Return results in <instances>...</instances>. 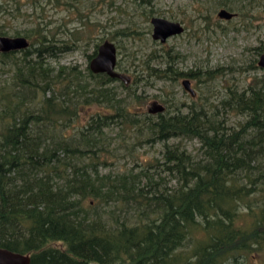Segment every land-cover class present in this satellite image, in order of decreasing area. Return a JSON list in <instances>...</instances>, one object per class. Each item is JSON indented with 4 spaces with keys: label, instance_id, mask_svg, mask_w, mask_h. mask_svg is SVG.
<instances>
[{
    "label": "trees",
    "instance_id": "16d2710c",
    "mask_svg": "<svg viewBox=\"0 0 264 264\" xmlns=\"http://www.w3.org/2000/svg\"><path fill=\"white\" fill-rule=\"evenodd\" d=\"M27 1L36 10L39 1ZM151 2L131 0V19L107 22L124 25L97 36L88 58L106 38L117 48V38H140V22L156 14ZM256 3L262 9L253 12L264 14ZM107 6L127 10L115 0ZM21 10V0H0L2 16L17 19ZM101 21L93 24L102 31ZM89 22L76 31L89 30ZM61 24L17 30L29 45L0 50V247L29 253L30 264H264V75L216 96L209 83L201 96L189 92L187 104L165 98L163 111H144L132 90L140 74L126 84L89 66L45 65L46 55L76 47L65 38L74 32ZM255 51L260 55L264 44ZM152 54L138 58L147 75H191L151 65ZM10 61L16 69L5 68ZM116 67L129 71L118 59ZM214 73L207 70V80ZM90 105L102 109L75 128ZM192 139L198 145L189 149ZM156 146L151 155L147 149ZM108 155L124 158V167L102 172L112 164Z\"/></svg>",
    "mask_w": 264,
    "mask_h": 264
},
{
    "label": "rangeland",
    "instance_id": "374dc122",
    "mask_svg": "<svg viewBox=\"0 0 264 264\" xmlns=\"http://www.w3.org/2000/svg\"><path fill=\"white\" fill-rule=\"evenodd\" d=\"M37 1L39 4L36 2V10H33L30 2L21 0L22 14L17 19H11L7 15L2 16L0 14V25L5 30V33L2 34L17 35V30H27L34 24H43L46 20H49L51 25L57 22L62 23L63 29L74 32L73 35L67 34L65 38L71 37L76 47L73 46L68 51L61 52L56 56L46 55L44 57L45 65L55 69L54 71L59 70L60 65L64 66V71L71 68L83 71L88 66V54L93 52L94 42L98 40L97 36L101 34L107 36L110 30L117 28V25H124L122 23L109 27L106 23L111 22L112 19H131L130 15L126 14L135 8V4L131 3V0H115V6L122 5L123 9H127L126 12H118L113 7L107 6L109 0H66L69 4L77 5L75 7L78 9L65 5L64 0L63 5L55 4L51 0ZM80 1L83 2V5H80ZM225 1H227V5L233 6L232 10L242 9L240 13H246L244 14L246 17L238 14L229 20L218 18L217 11L220 8L227 9V7H223ZM257 1L264 9V0H152L151 5L156 11L154 16L179 20L185 28L183 32L171 35L161 42L152 38L150 20L141 21L142 35L139 36L140 38H117L122 44L121 48H117V59L121 61L123 67L129 68V71H126L128 74H140V80L132 84V90L141 95V100H143L139 109L147 111V107L154 99L165 105V98L185 104L191 102L189 91L182 86V78L189 79L196 96L207 93L206 87L212 83V93L216 96L219 90L224 91L226 85L236 83L243 87L249 81L262 77L264 70L257 64L259 54H256L255 47L264 44V14L253 12V9H262L257 8ZM79 6L84 7L80 9ZM149 8L147 6L146 10ZM31 12L34 13L31 14ZM237 12L239 13V11ZM108 19L110 20L108 21ZM99 20L105 24L102 31L100 26L93 24ZM86 21L92 23L89 24L90 29L82 33L77 32V29L84 28L82 23ZM85 28L87 27L85 26ZM145 29L148 31L144 33L143 30ZM77 37H83L81 39L83 41L78 40ZM129 51L137 55L135 57L134 54L127 55L126 52ZM150 52L153 53L148 56L151 65L162 70H166V66L170 65L180 72H189L191 75L179 76L169 70L163 75L165 77L147 75L145 69L141 68L138 58H142ZM22 55V52L18 51L16 59L20 60ZM168 61L172 63L167 64ZM10 62L12 65L9 64ZM10 62L5 65V68L11 66L16 69V63ZM207 70H215L216 77L214 80H207L205 74ZM0 74L4 76L3 72ZM121 88L119 86V90L122 91ZM217 100L218 97L209 99L213 102ZM100 109L102 108L99 105H90L85 108L74 122V127H79L86 117ZM110 133L112 136L115 135V129L111 130ZM186 142L189 149L198 145L195 139L186 140ZM111 146H114V141H112ZM155 148L156 151H152L153 148L147 150L152 155L157 153L159 147L156 146ZM144 149H139L138 155L140 157L147 156L141 153ZM108 158L112 164L102 167V172L109 168L113 170L124 167V158L113 159L111 155H108ZM90 264L98 263L91 262Z\"/></svg>",
    "mask_w": 264,
    "mask_h": 264
},
{
    "label": "water",
    "instance_id": "95a60500",
    "mask_svg": "<svg viewBox=\"0 0 264 264\" xmlns=\"http://www.w3.org/2000/svg\"><path fill=\"white\" fill-rule=\"evenodd\" d=\"M217 16L220 19H232L236 16L234 12H231L225 8H220L217 11ZM152 24L151 36L161 42L165 41L167 37L176 35L184 31V25L179 20L166 19L163 17L153 16L150 18ZM29 45V40L24 35H6L0 34V50H18L25 48ZM117 62V47L116 44L109 39H104L98 44L96 53L89 59L88 66L94 72H105L111 77H116L129 83L131 75L127 72L120 71L116 67ZM257 64L264 70V51L260 53ZM182 83L186 89L194 95V89L189 85L188 78H184ZM165 106L163 103L154 99L147 107L149 112L163 111ZM30 254L13 251L5 247H0V264H30Z\"/></svg>",
    "mask_w": 264,
    "mask_h": 264
},
{
    "label": "flooded vegetation",
    "instance_id": "af4514ba",
    "mask_svg": "<svg viewBox=\"0 0 264 264\" xmlns=\"http://www.w3.org/2000/svg\"><path fill=\"white\" fill-rule=\"evenodd\" d=\"M184 78H182V80H183ZM182 80H181V83H182ZM189 85L191 86V83H189ZM182 86H183V88H185L186 89V87H185V85L182 83ZM187 91H188V89H186Z\"/></svg>",
    "mask_w": 264,
    "mask_h": 264
}]
</instances>
